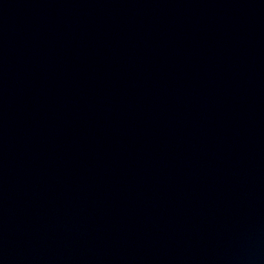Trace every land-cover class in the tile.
Masks as SVG:
<instances>
[{"label":"water","instance_id":"obj_1","mask_svg":"<svg viewBox=\"0 0 264 264\" xmlns=\"http://www.w3.org/2000/svg\"><path fill=\"white\" fill-rule=\"evenodd\" d=\"M0 264H264V0H0Z\"/></svg>","mask_w":264,"mask_h":264}]
</instances>
